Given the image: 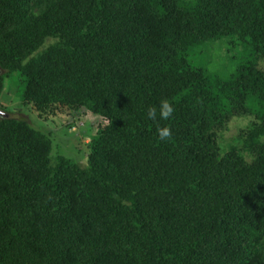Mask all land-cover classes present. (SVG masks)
<instances>
[{"label": "trees", "instance_id": "16d2710c", "mask_svg": "<svg viewBox=\"0 0 264 264\" xmlns=\"http://www.w3.org/2000/svg\"><path fill=\"white\" fill-rule=\"evenodd\" d=\"M14 73L103 121L76 162L0 102V264H264V0H0V98Z\"/></svg>", "mask_w": 264, "mask_h": 264}, {"label": "rangeland", "instance_id": "374dc122", "mask_svg": "<svg viewBox=\"0 0 264 264\" xmlns=\"http://www.w3.org/2000/svg\"><path fill=\"white\" fill-rule=\"evenodd\" d=\"M237 53V49L231 48L228 41L218 40L199 55H194V61L211 73L224 76L234 71ZM24 86L25 81L19 73L7 77L0 102L5 103L8 110H13L12 114L15 116H24L35 127L50 134L54 155L60 154L73 161L86 163L90 152L89 143L103 121L102 117L85 108L75 110L61 107L56 114L45 118L33 106L21 107ZM236 130L237 127L232 122L229 133L233 134Z\"/></svg>", "mask_w": 264, "mask_h": 264}, {"label": "clouds", "instance_id": "9594fccd", "mask_svg": "<svg viewBox=\"0 0 264 264\" xmlns=\"http://www.w3.org/2000/svg\"><path fill=\"white\" fill-rule=\"evenodd\" d=\"M175 113V107L167 99H163L159 102L158 107L153 106L148 108L147 117L150 120L157 121L159 119L169 120L173 118ZM158 136L160 141L171 140L172 132L168 127L157 128Z\"/></svg>", "mask_w": 264, "mask_h": 264}, {"label": "water", "instance_id": "95a60500", "mask_svg": "<svg viewBox=\"0 0 264 264\" xmlns=\"http://www.w3.org/2000/svg\"><path fill=\"white\" fill-rule=\"evenodd\" d=\"M3 113V112H2Z\"/></svg>", "mask_w": 264, "mask_h": 264}]
</instances>
